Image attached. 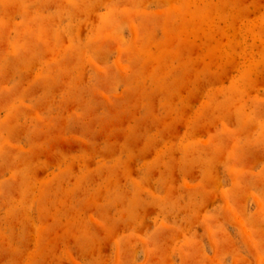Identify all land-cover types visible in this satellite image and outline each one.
I'll return each mask as SVG.
<instances>
[{"label": "rangeland", "instance_id": "1", "mask_svg": "<svg viewBox=\"0 0 264 264\" xmlns=\"http://www.w3.org/2000/svg\"><path fill=\"white\" fill-rule=\"evenodd\" d=\"M0 264H264V0H0Z\"/></svg>", "mask_w": 264, "mask_h": 264}]
</instances>
